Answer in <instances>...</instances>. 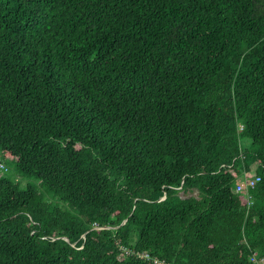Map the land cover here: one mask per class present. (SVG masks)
I'll return each mask as SVG.
<instances>
[{
  "label": "trees",
  "instance_id": "16d2710c",
  "mask_svg": "<svg viewBox=\"0 0 264 264\" xmlns=\"http://www.w3.org/2000/svg\"><path fill=\"white\" fill-rule=\"evenodd\" d=\"M0 156V264H260L264 0H0Z\"/></svg>",
  "mask_w": 264,
  "mask_h": 264
},
{
  "label": "built area",
  "instance_id": "2783aa9c",
  "mask_svg": "<svg viewBox=\"0 0 264 264\" xmlns=\"http://www.w3.org/2000/svg\"><path fill=\"white\" fill-rule=\"evenodd\" d=\"M259 180H260V177H258V176L249 177V176L246 175L245 177H243L242 179H240L237 182L236 190L238 192H240V191H244L245 189L247 190L249 187H255L256 183ZM140 255H141L142 258L152 260L153 262H155L157 264H172V263H166V261H164V260H159V259H157L155 257H152L147 252L141 253ZM252 259L256 261L255 255L253 256ZM260 261H261L260 264H264V259H262Z\"/></svg>",
  "mask_w": 264,
  "mask_h": 264
},
{
  "label": "rangeland",
  "instance_id": "374dc122",
  "mask_svg": "<svg viewBox=\"0 0 264 264\" xmlns=\"http://www.w3.org/2000/svg\"><path fill=\"white\" fill-rule=\"evenodd\" d=\"M0 159H2V157L0 156ZM3 163L6 164V167L9 169L8 171H5L4 169L2 170L3 173H7L9 176H12L13 178L17 177L19 178V180L23 183V184H26L29 180L33 181L37 186L40 187V184H39V181L34 179V178H29V177H26L25 178H22L23 176H20V175H17V172H16V169H15V165H14V162L12 160H9V159H4L2 161ZM5 171V172H4ZM38 187V188H39Z\"/></svg>",
  "mask_w": 264,
  "mask_h": 264
},
{
  "label": "water",
  "instance_id": "95a60500",
  "mask_svg": "<svg viewBox=\"0 0 264 264\" xmlns=\"http://www.w3.org/2000/svg\"><path fill=\"white\" fill-rule=\"evenodd\" d=\"M123 223H125V221Z\"/></svg>",
  "mask_w": 264,
  "mask_h": 264
}]
</instances>
